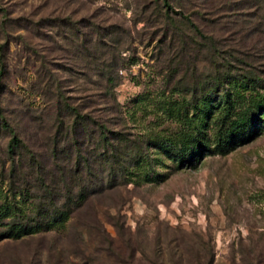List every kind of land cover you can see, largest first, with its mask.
Listing matches in <instances>:
<instances>
[{
    "label": "rangeland",
    "instance_id": "374dc122",
    "mask_svg": "<svg viewBox=\"0 0 264 264\" xmlns=\"http://www.w3.org/2000/svg\"><path fill=\"white\" fill-rule=\"evenodd\" d=\"M0 264H264V0H0Z\"/></svg>",
    "mask_w": 264,
    "mask_h": 264
},
{
    "label": "trees",
    "instance_id": "16d2710c",
    "mask_svg": "<svg viewBox=\"0 0 264 264\" xmlns=\"http://www.w3.org/2000/svg\"><path fill=\"white\" fill-rule=\"evenodd\" d=\"M248 85H249V87L253 90V89H255L256 88V84H255V81L254 80H251V81H245ZM218 83H219V86H222L221 84H222V82H221V80L219 79V81H218ZM227 83V82H226ZM239 124L240 123H237V121H234L233 122V125H232V127H231V129L229 130L228 129V133H227V138H225L224 139V142H220L221 144H220V146L222 145V148H223V145H224V147H226V146H230L231 144H234L235 142H237V140H238V138H237V135H236V132L235 131H238L239 129H240V126H239ZM104 140H106L107 141V137H105L104 138ZM224 143V144H223ZM12 144L13 145H16L17 144V139L15 138V139H13V142H12ZM227 148V147H226ZM222 150V149H221ZM111 152H113V151H107L105 154H104V162L106 163V164H110V165H112V161L115 159L114 158V155L112 154H110ZM223 152V151H222ZM111 155V156H110ZM64 211V210H63ZM52 214H55L57 217H59L61 214H62V211H56V212H54V213H52ZM13 233L11 232V231H9V232H6L5 233V237L4 238H14V239H16V238H18V235H12ZM23 235H33V232H28V231H25V232H23Z\"/></svg>",
    "mask_w": 264,
    "mask_h": 264
}]
</instances>
